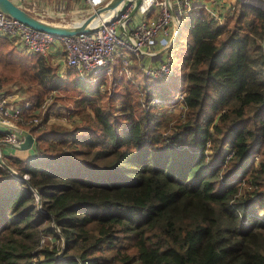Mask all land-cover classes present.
I'll return each mask as SVG.
<instances>
[{"label":"trees","instance_id":"obj_1","mask_svg":"<svg viewBox=\"0 0 264 264\" xmlns=\"http://www.w3.org/2000/svg\"><path fill=\"white\" fill-rule=\"evenodd\" d=\"M235 10L223 25L182 16L171 75L132 65L113 96L0 38L7 94L27 85L34 109L62 84L78 94L71 128L26 112L32 157L3 153L0 264H264V5ZM181 94L182 116L162 121ZM141 95L167 103L146 112Z\"/></svg>","mask_w":264,"mask_h":264},{"label":"built area","instance_id":"obj_2","mask_svg":"<svg viewBox=\"0 0 264 264\" xmlns=\"http://www.w3.org/2000/svg\"><path fill=\"white\" fill-rule=\"evenodd\" d=\"M15 1L24 7L29 0ZM107 1L85 0L91 12ZM194 1L150 0L145 5V0H141L140 4L133 3L100 29L72 37H58L38 31L0 12V33L15 38L23 49L36 54L45 55L52 48H61L67 67L75 69L81 77L110 74L117 61L120 75L131 78L130 67L134 60H138L146 77L163 79L172 73L171 60L166 54L178 35L179 15ZM243 1L250 4L264 3V0ZM161 56L164 59L156 62ZM13 98L0 86V162L4 149L19 151L13 147L22 144L27 132L30 133V130L19 125L23 115L26 112L36 114L40 110L34 109L30 101L18 103ZM177 101L184 112V94L179 95ZM32 123L36 126L39 119L34 118ZM10 171L18 179L29 178L27 174L21 177L15 169L10 168Z\"/></svg>","mask_w":264,"mask_h":264},{"label":"rangeland","instance_id":"obj_3","mask_svg":"<svg viewBox=\"0 0 264 264\" xmlns=\"http://www.w3.org/2000/svg\"><path fill=\"white\" fill-rule=\"evenodd\" d=\"M150 1V0H149ZM146 2V0H145ZM149 3V2H148ZM25 9H27L29 12H31L32 14L39 16L43 19H46L48 21L51 22H61L62 24H71V23H75V22H79V20H82L84 17L88 16L91 11L89 12H84L83 14L81 13H77L75 14H63L61 12L55 13V14H50V17L45 16V14L42 13V11H39L37 8H35V6H30V5H25L24 7ZM52 16V17H51ZM181 25V21L179 23V26ZM177 37V36H176ZM176 39V38H175ZM174 42V41H173ZM172 42V43H173ZM172 45V44H171ZM58 50H61V48H57ZM56 51L58 55H56L54 58L51 57L48 52L47 54H45V56L49 59H51L53 62H55L56 64H60L61 65V72L62 75L65 73L66 75V68L67 65L65 63L64 60V53L63 51ZM170 60H171V65H172V70H173V64H172V56L171 54H168ZM134 60V59H133ZM135 65H138L139 67V61L138 60H134ZM65 75L63 76V78H65ZM80 76V75H79ZM123 75H120V70L117 67V69H113L111 71L110 74H104V75H100L97 77H93V76H86V77H81L80 78L91 84V85H100V90H102V92H106L109 96H113L116 92L117 86H118V82L119 80H128L130 78H127L125 76L121 77ZM131 76H133V74L131 73ZM167 77H164V79H166ZM70 85H65L62 84L60 86V89L50 93L47 98L46 101L44 102V107L40 108V110L36 113V114H48L49 113V122L48 124H56V125H62L65 126L67 128H71V122L69 121L68 117L70 116L69 114H73L70 113L69 110H74L75 107V103L74 101L76 100V98H78V94H74L73 89L69 87ZM69 88L70 91L65 92L63 90V88ZM27 88V85H21L18 88H16L18 91H14L12 93H9V95L12 94V96H16V97H22L24 100H28L30 101L27 97V92H25V89ZM74 95V96H71ZM15 98V97H14ZM55 98H61L60 100L58 99V101L56 103L55 102ZM160 100L159 102H155L154 100ZM140 103L143 107V109L146 112H150L152 111L153 107H155L156 105H160V104H166L165 101L161 98L155 97L150 99L149 101H147L145 99V97H143L142 95L139 97ZM32 102V101H30ZM177 100L172 101L171 105L167 104L165 109H161V110H157L156 112H158V114H161L160 116L162 117V121L164 119V121H168V120H172L173 118H179L180 116H182L181 114H183V110L180 107V104L177 103ZM76 118V117H75ZM74 120V119H73ZM31 133V132H30ZM168 134V133H167ZM165 132L163 134L164 137H166L167 135ZM171 146H174L176 149L181 150L182 148H179L180 146H176V144L171 143ZM185 150H187V152L191 153L192 150L190 149L189 146L184 145ZM18 157H20L19 155H17ZM12 169H14L13 167H10ZM17 171V170H16ZM238 181L241 179H237ZM259 213V212H258ZM259 216V218H261L262 215H257ZM49 223H44L43 226H46ZM42 242H48L49 244H52L55 242L54 238L51 235H44L42 236ZM59 248L61 247L60 243H56Z\"/></svg>","mask_w":264,"mask_h":264},{"label":"water","instance_id":"obj_4","mask_svg":"<svg viewBox=\"0 0 264 264\" xmlns=\"http://www.w3.org/2000/svg\"><path fill=\"white\" fill-rule=\"evenodd\" d=\"M140 1L141 0H108L105 4L97 7L88 16L79 20V25L72 23L66 25L48 21L32 14L15 0H0V12L38 31H43L58 37H72L100 29L102 26L112 22L130 5L135 2L140 4ZM34 143L35 139L33 135L27 132L25 141L13 148L19 151H28L33 148Z\"/></svg>","mask_w":264,"mask_h":264},{"label":"crops","instance_id":"obj_5","mask_svg":"<svg viewBox=\"0 0 264 264\" xmlns=\"http://www.w3.org/2000/svg\"><path fill=\"white\" fill-rule=\"evenodd\" d=\"M239 1L245 4H250L243 0H196L193 3H191V5H189L183 13L179 15V18L181 21L182 16H191V15L198 14L201 11H205L209 16L214 18L218 24L223 25L227 21V19H230V18L235 19L237 17L238 13L236 12L235 8ZM148 2L149 0H146L145 5H147ZM25 5L35 6V8H37L39 11H42V13L45 14V16L47 17H50V14L52 15L58 12H61L63 14H75V15L77 13L83 14L84 12H89V9H88V6L85 0H29ZM250 5H256V4H250ZM0 38H8L10 40H14L18 48L22 49L19 42H17L15 38L5 35V34H1V33H0ZM57 50H58L57 48H52V50H50L48 54L54 58L56 55H58L56 54ZM58 51L62 52V50H58ZM166 57H168V54H166ZM163 59H164V56H161L157 58L156 62H161ZM116 63L117 61L114 63L113 67L115 66ZM132 65H135V62H132ZM14 91H18V90L14 89ZM13 92L12 94H14ZM13 97H15L13 99L17 100L18 103H23L25 101H28V100H24L22 97H16V96H13ZM4 150L5 151L9 150L10 154L14 153L16 154V156L19 155L21 158L25 160L32 157L31 150L15 151L9 148L4 149Z\"/></svg>","mask_w":264,"mask_h":264},{"label":"bare ground","instance_id":"obj_6","mask_svg":"<svg viewBox=\"0 0 264 264\" xmlns=\"http://www.w3.org/2000/svg\"><path fill=\"white\" fill-rule=\"evenodd\" d=\"M58 23H61V22H58ZM78 23L80 24V21H79V22H76V23H74V24H78ZM61 24H62V23H61ZM72 24H73V23H72ZM79 24H78V25H79Z\"/></svg>","mask_w":264,"mask_h":264}]
</instances>
